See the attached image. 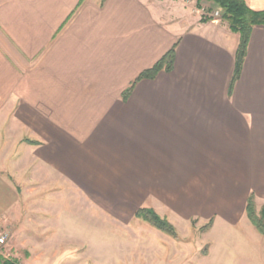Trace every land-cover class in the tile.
I'll return each mask as SVG.
<instances>
[{
	"label": "crops",
	"instance_id": "1",
	"mask_svg": "<svg viewBox=\"0 0 264 264\" xmlns=\"http://www.w3.org/2000/svg\"><path fill=\"white\" fill-rule=\"evenodd\" d=\"M194 2L0 0V230L18 205L65 185L134 216L168 204L175 218H214L213 264L250 248L244 228L264 239L246 209L252 193L264 206V26L231 89L240 34ZM175 46L173 69L125 100Z\"/></svg>",
	"mask_w": 264,
	"mask_h": 264
},
{
	"label": "rangeland",
	"instance_id": "2",
	"mask_svg": "<svg viewBox=\"0 0 264 264\" xmlns=\"http://www.w3.org/2000/svg\"><path fill=\"white\" fill-rule=\"evenodd\" d=\"M199 3L220 9L211 0ZM193 4L196 8L197 0ZM157 212L161 216L167 217V213L174 216L169 220L177 227L178 237L137 218L133 210H127L112 195L100 190L89 192L84 187L65 185L47 187L39 196L17 206L9 228L0 230L8 232L0 251L18 259L19 264L214 263L211 249L218 245L217 235L211 229L200 230L209 219L175 218L177 214L168 204ZM224 223L219 220L218 228ZM246 233L244 228L238 237L252 240L250 248L231 250L227 264L263 263L260 254L264 256V239H253ZM221 235L226 239V232ZM256 248H262V252Z\"/></svg>",
	"mask_w": 264,
	"mask_h": 264
},
{
	"label": "trees",
	"instance_id": "3",
	"mask_svg": "<svg viewBox=\"0 0 264 264\" xmlns=\"http://www.w3.org/2000/svg\"><path fill=\"white\" fill-rule=\"evenodd\" d=\"M218 4L222 10V19L229 24L232 31L240 34V41L236 51V68L232 80V85L239 79L245 62L247 49L254 26H264V10H255L249 6L246 0H211ZM204 21H209L204 18ZM175 47H173L159 62L154 66L144 70L133 84L124 92L123 98L126 100L132 93L136 83L142 79H154L157 74L165 69L171 71L174 67ZM247 215L258 231L264 235V206L257 212L255 195L252 193L247 201ZM135 216L141 218L154 227L176 238L179 236L177 227L167 218L161 216L153 207H140ZM214 218L209 219L200 230L208 231L214 225ZM196 222V221H194ZM0 264H19V260L13 257L5 256L0 251Z\"/></svg>",
	"mask_w": 264,
	"mask_h": 264
},
{
	"label": "built area",
	"instance_id": "4",
	"mask_svg": "<svg viewBox=\"0 0 264 264\" xmlns=\"http://www.w3.org/2000/svg\"><path fill=\"white\" fill-rule=\"evenodd\" d=\"M200 13L205 19H212V20H220L222 18V11L220 9H210L206 7H202L200 9ZM8 232H1L0 233V246L4 245L7 240Z\"/></svg>",
	"mask_w": 264,
	"mask_h": 264
}]
</instances>
